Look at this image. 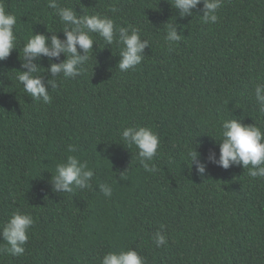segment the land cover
<instances>
[{"label":"trees","instance_id":"16d2710c","mask_svg":"<svg viewBox=\"0 0 264 264\" xmlns=\"http://www.w3.org/2000/svg\"><path fill=\"white\" fill-rule=\"evenodd\" d=\"M57 2L110 17L117 28L133 25L149 47L134 70L121 72L122 45L96 36L85 72L58 75L51 102L37 101L16 79L23 45L48 30L63 39L64 25L48 0H0L17 18L18 40L0 61V232L13 213L34 220L24 254L0 251V264H100L106 253L128 249L146 264H264V178L210 162L199 174L189 156L196 149L201 161L212 150L218 157L225 119L264 131L254 94L264 83V0H222L215 24L202 21V4L180 17L169 0ZM174 23L181 41L170 48L165 35ZM36 63L51 79L49 59ZM128 126L158 134L154 173L121 140ZM72 155L94 170L92 188L56 192L51 176ZM157 231L166 246L156 247Z\"/></svg>","mask_w":264,"mask_h":264},{"label":"clouds","instance_id":"9594fccd","mask_svg":"<svg viewBox=\"0 0 264 264\" xmlns=\"http://www.w3.org/2000/svg\"><path fill=\"white\" fill-rule=\"evenodd\" d=\"M169 2L173 8L179 10L180 17L193 16V10L202 4V21L209 24H215L218 21L217 11L222 4V0H169ZM48 7L54 10V14L58 15L63 23L64 27L61 30L64 38L61 39L57 32L48 30L52 33L50 36L33 33L24 43L21 59L23 70L17 72L16 79L23 85V91L31 98L50 103L49 89L57 87L55 77L60 74H63L64 78L81 76L85 72L84 66L89 60V54L93 53L96 36L102 38L104 45H113V43L122 45L117 64L121 72L134 70L143 61L149 41L142 38L139 28L133 25L117 28L112 18L99 13L78 15L71 7H61L57 0H48ZM16 25V16L6 11L0 4V61L6 60L14 49H18ZM165 41L170 48L181 41V34H178L175 23L168 24ZM61 54L66 58L60 60ZM43 57H47L50 61L46 71L52 78L47 81L41 75L44 72L42 69L45 68L36 63ZM53 59L59 62H51ZM254 94L259 112L264 114V83L255 85ZM219 135L220 139L213 136L220 141L218 157L212 150L208 154L207 162H204L198 158L199 153L196 149L189 152L190 163L195 166L199 174L206 172L207 163L210 162L224 169L241 165L249 169L251 177L264 178V131L260 127L256 124L246 125L236 118L225 119L221 122ZM121 140L129 148L133 145L137 148L139 164L146 172L154 173L157 170L155 164L149 163L156 156L159 147L158 134L152 128L125 127L121 133ZM69 151L75 152L76 148L70 147ZM94 175V170L88 166L87 162H81L72 155L66 162L56 165V174L54 176L52 174L51 183L56 192L73 193L76 189H91ZM99 188L105 197L112 196L111 185L102 183ZM33 223V217L30 214L13 213L2 226L0 235L6 241V245L0 248V251L13 256L23 255L24 246L29 239L28 231ZM153 241L158 248L166 246L168 242L161 231L154 234ZM100 264H146V260L136 250L128 249L106 253L101 258Z\"/></svg>","mask_w":264,"mask_h":264}]
</instances>
